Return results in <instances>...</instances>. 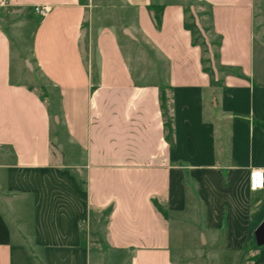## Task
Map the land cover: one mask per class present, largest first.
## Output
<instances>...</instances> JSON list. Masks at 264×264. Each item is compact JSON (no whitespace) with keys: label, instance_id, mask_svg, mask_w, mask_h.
I'll return each instance as SVG.
<instances>
[{"label":"crops","instance_id":"0c3cea01","mask_svg":"<svg viewBox=\"0 0 264 264\" xmlns=\"http://www.w3.org/2000/svg\"><path fill=\"white\" fill-rule=\"evenodd\" d=\"M261 1L118 0L114 22L81 0H9L0 202L12 227L0 215V264H101L104 250L129 264H191L174 257L171 228L174 210L189 208V180L204 202L205 245L217 246L224 227L227 252H243L251 196L262 192L250 191L249 171L264 168ZM150 4L164 6L159 28ZM189 11L200 44L185 27ZM249 262L264 264V247Z\"/></svg>","mask_w":264,"mask_h":264},{"label":"rangeland","instance_id":"374dc122","mask_svg":"<svg viewBox=\"0 0 264 264\" xmlns=\"http://www.w3.org/2000/svg\"><path fill=\"white\" fill-rule=\"evenodd\" d=\"M87 5L91 4L95 6L98 10L106 12L110 19L114 22L119 20L118 12L116 7H118V0H81ZM169 1V0H168ZM261 1V0H258ZM264 3V0L261 1ZM194 9L197 13V16L200 15L202 9L199 5L194 4ZM5 10L0 7V13L3 14ZM207 17H204V20H201V25L205 26L207 24ZM186 24L189 25V28L193 32V39L197 44L203 40L201 28L196 25L195 17L192 12H188L186 15ZM25 35L24 41L26 46H28L29 37L26 30H22ZM262 33V32H261ZM214 47L212 50L214 51ZM208 54V53H207ZM207 57L208 55L205 54ZM219 101H222V95L218 94ZM168 102V99H167ZM240 116L241 119L249 120L248 116L245 115H235L233 113L227 115L225 118H235ZM228 121V120H227ZM261 126H264V123H261ZM260 143V142H259ZM258 143V144H259ZM226 182V181H225ZM198 181L188 182V194L186 197V203H188V209L186 211H175L172 213V217L175 219L171 221L172 228V242H173V255L176 259L186 260L191 264H251V259L258 253L259 248L264 247L257 246L254 239V230L264 219V191L253 193L251 196L253 205L250 215V224L248 227L247 238L243 245V252L238 254L228 253L225 246V238H222L225 235L224 227L218 228L217 237L219 238L217 246H206L205 245V236L203 229L200 225L204 224V202L200 195V187L197 188ZM237 187L234 184L231 186L230 199L235 203L238 200L236 193ZM1 203V202H0ZM158 206L165 212L167 211L158 204ZM0 215L3 220H5L7 226L12 227V207L0 204ZM83 217V218H82ZM80 222L86 221L87 217L82 216ZM230 231L235 233L239 231L240 236L243 234V223L239 218H234L230 220ZM91 225V222L89 223ZM224 225V224H223ZM246 253V254H244ZM244 255V256H243ZM100 257L102 259L101 264H129L130 255L128 254H114L112 252H107L104 250ZM248 257L249 260H246Z\"/></svg>","mask_w":264,"mask_h":264},{"label":"built area","instance_id":"2783aa9c","mask_svg":"<svg viewBox=\"0 0 264 264\" xmlns=\"http://www.w3.org/2000/svg\"><path fill=\"white\" fill-rule=\"evenodd\" d=\"M8 2L9 0H0V7L6 8L8 6ZM34 12L37 15L43 16L46 14L47 8L35 6ZM248 186L250 191H264V168L256 167L250 169Z\"/></svg>","mask_w":264,"mask_h":264},{"label":"trees","instance_id":"16d2710c","mask_svg":"<svg viewBox=\"0 0 264 264\" xmlns=\"http://www.w3.org/2000/svg\"><path fill=\"white\" fill-rule=\"evenodd\" d=\"M164 6L163 5H155V4H150L147 6V10L149 11L152 20L154 21V24L156 28H159L161 25V17H162V11H163ZM185 27L188 28V25L185 24ZM194 44L196 43L195 41L193 42ZM161 102H162V108H165V103H167V96L166 94L162 93L161 94ZM154 205L156 206L157 210L163 215L166 216V213L158 206L156 202H154Z\"/></svg>","mask_w":264,"mask_h":264},{"label":"water","instance_id":"95a60500","mask_svg":"<svg viewBox=\"0 0 264 264\" xmlns=\"http://www.w3.org/2000/svg\"><path fill=\"white\" fill-rule=\"evenodd\" d=\"M125 33H127L129 36L132 37V35L129 33L128 29H125ZM26 67L33 73L34 76H36L31 64L29 61H25ZM254 239L257 246L264 245V219L262 222L255 228L254 232Z\"/></svg>","mask_w":264,"mask_h":264},{"label":"snow or ice","instance_id":"6c2138e0","mask_svg":"<svg viewBox=\"0 0 264 264\" xmlns=\"http://www.w3.org/2000/svg\"><path fill=\"white\" fill-rule=\"evenodd\" d=\"M257 175H259V174H257Z\"/></svg>","mask_w":264,"mask_h":264}]
</instances>
